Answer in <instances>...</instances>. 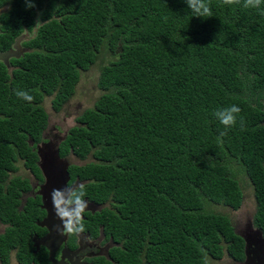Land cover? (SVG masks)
<instances>
[{
  "label": "trees",
  "instance_id": "trees-1",
  "mask_svg": "<svg viewBox=\"0 0 264 264\" xmlns=\"http://www.w3.org/2000/svg\"><path fill=\"white\" fill-rule=\"evenodd\" d=\"M205 2L212 17H195L184 0H0L4 46L35 30L12 72L0 65V132L18 143L43 128L42 103L60 111L107 52L100 94L69 130L73 153L90 159L75 170L93 182L88 196L109 202L106 229L170 264L243 248L212 209L241 207L239 173L264 237V0ZM231 105L241 111L225 128L214 113Z\"/></svg>",
  "mask_w": 264,
  "mask_h": 264
},
{
  "label": "flooded vegetation",
  "instance_id": "flooded-vegetation-1",
  "mask_svg": "<svg viewBox=\"0 0 264 264\" xmlns=\"http://www.w3.org/2000/svg\"><path fill=\"white\" fill-rule=\"evenodd\" d=\"M7 8L8 5L1 7L0 14ZM38 18L37 13L36 26ZM25 33L28 36L25 37ZM34 34V29L29 34L23 28L8 47L0 40V55L5 54L0 58V65L8 73L13 70L11 63L29 52L25 43ZM46 104H49L50 110L45 109ZM41 108L46 115L44 127L39 126L34 133L25 134L18 143L11 142L5 133L0 132V264H170L168 258L154 252V248L127 246L120 236L106 229L104 213L109 208V202L88 196L87 190L83 197L88 204L83 213L85 231L61 234L63 223L53 208L52 193L43 191L47 179L39 167V147L59 144V158L68 163L66 186L85 187L93 183L83 179L75 170L89 164L90 159L89 156L82 159L75 155L68 137L69 130L77 125L79 115L73 118L71 126H65L67 129L61 132L58 115L63 108L56 112L50 101H44ZM6 119V116L0 115V122ZM63 123L66 125L65 121ZM42 193L47 207L44 206ZM244 201L245 196L241 207ZM254 212L255 201L253 215ZM233 224L231 222V226ZM243 232L245 234L246 229ZM208 256H205L204 264H264V248L248 247L244 241L241 250L223 248L220 259Z\"/></svg>",
  "mask_w": 264,
  "mask_h": 264
},
{
  "label": "clouds",
  "instance_id": "clouds-1",
  "mask_svg": "<svg viewBox=\"0 0 264 264\" xmlns=\"http://www.w3.org/2000/svg\"><path fill=\"white\" fill-rule=\"evenodd\" d=\"M188 9L194 13L195 17L209 18L212 17L211 8L205 0H184ZM240 0H223L224 4L239 3ZM262 3V0H245V8H258ZM34 3H28V7H34ZM18 97L27 101H32L33 96L29 95L26 91H16ZM241 109L237 105H231L226 108L217 110L214 115L219 122L225 127L230 128L236 124L237 115ZM241 124L243 119L241 118ZM226 135V132H221L220 136ZM67 196V198H65ZM85 196V190L83 185L78 187L66 186L64 190L54 189L52 192L53 208L57 217L63 223V229L61 234H80L85 231L83 222V213L88 207L87 202L83 199Z\"/></svg>",
  "mask_w": 264,
  "mask_h": 264
},
{
  "label": "rangeland",
  "instance_id": "rangeland-1",
  "mask_svg": "<svg viewBox=\"0 0 264 264\" xmlns=\"http://www.w3.org/2000/svg\"><path fill=\"white\" fill-rule=\"evenodd\" d=\"M24 36L26 37L28 34L25 33ZM107 55V52L104 55H101L97 62L91 66L90 70L82 76L77 88L76 96L71 99L59 113L58 121L60 124L58 125L60 126L61 132H64L67 129H65V126L72 125L74 117L80 115L85 109L91 108L95 99L99 96L100 92L95 87L98 76V67L107 62L105 59ZM44 107L45 109L50 110L48 108L49 104H46V106L44 105ZM64 121L66 122V125H64ZM238 178V180H240V185H243L242 189H244L245 201L243 206L236 212H230L228 209H223L221 207L212 209L217 213L227 214L231 222L234 223L233 226L238 229V233H242L253 221L252 212L254 210V201H252V192L246 185V180L242 173L238 174Z\"/></svg>",
  "mask_w": 264,
  "mask_h": 264
},
{
  "label": "water",
  "instance_id": "water-1",
  "mask_svg": "<svg viewBox=\"0 0 264 264\" xmlns=\"http://www.w3.org/2000/svg\"><path fill=\"white\" fill-rule=\"evenodd\" d=\"M5 56V54L0 55V58ZM59 144L57 145H42L39 147L38 155L40 158V165L42 172L45 174L47 183L44 186L43 191L52 193L54 189H65L67 182L66 170L68 168V163L65 160L59 158ZM43 196V201L44 195ZM44 206L46 203L44 201ZM47 222V221H46ZM250 231L246 235L253 236L257 239V244L259 248H264V238L263 234L259 229L254 228L253 221L250 223Z\"/></svg>",
  "mask_w": 264,
  "mask_h": 264
},
{
  "label": "bare ground",
  "instance_id": "bare-ground-1",
  "mask_svg": "<svg viewBox=\"0 0 264 264\" xmlns=\"http://www.w3.org/2000/svg\"><path fill=\"white\" fill-rule=\"evenodd\" d=\"M39 15V14H38ZM39 19V18H38ZM39 24V20H38V23H37V25ZM41 169V168H40ZM249 226H250V224L246 227V232H245V234H242V233H244V232H242V233H238V229L236 228V227H233L234 228V233L236 234V235H238V236H240L242 239H243V241L246 243V246H253V247H255V248H259V245L257 244V239L255 238V237H253V236H249V235H246V233L247 232H249L250 231V228H249Z\"/></svg>",
  "mask_w": 264,
  "mask_h": 264
}]
</instances>
